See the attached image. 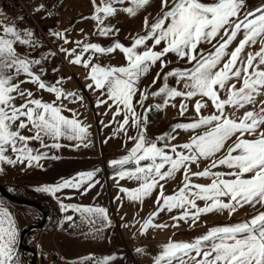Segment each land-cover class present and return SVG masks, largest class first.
Returning <instances> with one entry per match:
<instances>
[{"label":"snow or ice","instance_id":"6c2138e0","mask_svg":"<svg viewBox=\"0 0 264 264\" xmlns=\"http://www.w3.org/2000/svg\"><path fill=\"white\" fill-rule=\"evenodd\" d=\"M154 3L155 14L150 11ZM89 5V15L80 19L91 20L92 31L81 28L80 35L72 39L69 29H49L48 34L61 43L57 51L49 50L38 58L31 52L42 47L40 40L32 29L18 27L24 16L8 20L0 13V175H7L10 169L25 172L41 167L43 160L58 159L49 151L60 149L62 139L75 141L73 147L90 143L88 126L78 118V112L64 104L65 100L83 101L75 90L64 89L63 82L70 77L44 79V62L58 52L69 64L85 70L89 90L105 97L96 100L97 106L106 104L114 118L122 114L118 131L132 144L108 164L116 178L138 184L120 191L131 202L142 203L158 189L155 210L141 224L142 234L152 227L169 226L153 223L161 212L178 210L170 220L195 224L203 214L226 213L230 217L245 205L264 209V107H246L264 95V4L250 8L247 0H89ZM57 7L55 2L49 6L40 0L31 11L46 18ZM140 12L145 13L140 31L129 33L130 43L113 39L120 29L112 20L120 14L132 18ZM99 38H107L108 43L102 44ZM257 43L259 49L251 51ZM18 46L26 51L19 52ZM116 50L124 63H103ZM170 56L187 66L170 67L174 62ZM157 65L151 83L141 89L142 78ZM52 72L58 74L59 67ZM170 78L175 86L169 84ZM157 80L159 86L150 90ZM25 83L33 87H22ZM42 92L50 99L44 100L39 95ZM149 96L159 97L161 102L145 107ZM177 98L178 105L171 103ZM209 102L213 111L207 113ZM170 104L178 107L181 116L191 104L193 117L149 139L148 113ZM239 110L242 115L237 116ZM129 128L137 130L135 136L127 135ZM180 131L190 134L184 142L172 143ZM193 165L197 171H191ZM221 168L227 171L216 170ZM96 171L78 172L57 183L37 186L35 191L56 199L61 211L80 213L82 219L102 217L106 222L105 209L65 204L57 196L63 189L88 191L96 183ZM177 173L182 176L180 186L164 195L165 183ZM194 178L209 183H197ZM18 249L19 229L0 202V264H21ZM136 252L141 254L143 249ZM110 259L105 257L96 264H107ZM152 264H264V210L255 211L246 220L211 226L190 241L169 240Z\"/></svg>","mask_w":264,"mask_h":264},{"label":"crops","instance_id":"0c3cea01","mask_svg":"<svg viewBox=\"0 0 264 264\" xmlns=\"http://www.w3.org/2000/svg\"><path fill=\"white\" fill-rule=\"evenodd\" d=\"M262 1L264 0H247V3L250 8H253L260 6ZM45 2L49 6L54 2L59 5L54 10L53 15L61 28L69 29L72 39H76L80 35L78 30L81 28L85 32L92 31L93 22L88 19H80L81 16L89 15V0H45ZM150 11L155 14V3ZM144 14V12H140L132 18L124 14L118 15L112 20V23L120 29V32L113 39H119L121 43L128 45L130 43L129 33L140 31ZM73 28L77 31L72 32ZM92 39L96 40L97 38L93 37ZM99 42L106 45L108 39L99 38ZM67 46L70 47V45ZM204 47L207 48L208 46L204 45ZM230 47H234V44ZM61 56L62 60L67 63L70 73H75L76 77L81 80V76L85 75L84 69L69 64L67 59L63 55ZM169 58L173 59V63H183V61H175L172 56ZM103 63L120 65L124 61L122 54L119 50H116L110 54V57L104 58ZM156 70H158V66L157 69L155 66L150 74L142 78L141 89L151 83L152 75L155 74ZM70 85L73 86L70 79H65L63 82L64 89L71 91ZM72 90L79 93V88L76 90L74 87ZM84 93L88 96L96 94L99 97L98 99H105V97L99 95V92L84 91ZM138 98V95L134 97V101ZM64 104L67 108L78 112V118L88 126V141L90 143L87 147L83 145L73 147L75 141L62 139L60 149H52L49 152V155H55L58 159H46L44 165H42L45 167L35 169L36 173H33L32 176L38 177V172H40L45 175V179L35 181V186L30 188L35 197L30 199L47 203L54 210L49 228L46 231L31 234L26 242L27 247L36 249V251L42 250L43 255L52 259L55 256L58 257L60 264H80V262L82 264H96L97 261H102L105 257H112L107 261V264H152L153 257L161 250V246L169 240L190 241L194 237L203 234L214 223L223 219L224 216L222 215L215 217L214 213H209L204 216L203 220H197L195 224L190 220L188 223L183 221L173 222L170 220V216L178 211L174 210L173 213L158 214L153 220L154 224L163 223L169 225L168 227H152L142 234L140 232L141 224L150 216L151 203L155 200L158 189L153 190L152 195L146 197L142 203L131 202L120 191L122 187L135 188L138 184V181L116 178L113 168L108 164L109 160L124 154L126 146L130 147L132 144V141L127 140L124 132L118 131L117 121L121 119L122 114L114 118L111 115L112 109H108L106 104L103 103L99 106L96 104L91 106L78 101V103L71 105V100H65ZM64 115L69 116L70 113L65 112ZM136 131V129L129 128L127 135L135 136ZM93 170H98L93 178L96 183L88 191L81 193L72 189H63L57 196L65 204L92 207L89 204L96 203L93 207L105 209L108 216L106 222L101 217V222L98 224L88 223L89 219L92 218L82 219L80 213L71 210L61 211L56 199L48 194L35 191L37 186L54 184L61 178H68L78 172ZM167 183L164 185V195H166ZM12 186L15 190L16 185L12 184ZM21 195L20 197L26 198L24 193ZM42 198L45 202L40 200ZM69 215L73 217L71 221L64 219ZM48 217H50L49 211ZM17 222L18 229L28 224L25 222V224L19 226ZM173 223H176L177 226H171ZM199 224L202 225L199 226ZM137 248L143 249V253L138 254L136 252ZM18 255L21 264H24L19 252ZM89 257L93 259H88Z\"/></svg>","mask_w":264,"mask_h":264},{"label":"rangeland","instance_id":"374dc122","mask_svg":"<svg viewBox=\"0 0 264 264\" xmlns=\"http://www.w3.org/2000/svg\"><path fill=\"white\" fill-rule=\"evenodd\" d=\"M5 2H6V5H3V1L0 0V13H3V16H6L8 18V20H12L13 17L23 15L24 20L18 22V27H20V28L28 27V28L32 29L34 31L37 39L40 40L42 47L31 52L32 56H35L38 58L41 54L46 53L49 50L57 51V46L61 42L57 41L54 37H51L48 34V30L49 29H53V30L61 29L62 30L64 28H61L59 26V23L56 21V18L54 15H51L52 19H51L50 23H44L43 14L37 13V14L33 15V19H34V22H33L32 19L30 18V16L26 12V10H28L30 8L32 0H5ZM39 2H40V0H39ZM262 4H264V1H262ZM0 19H3V17H0ZM71 46L72 45H70V47ZM258 49H259V44H256V45L252 46L251 51L255 52ZM17 50L21 53H24L26 51V49L23 46H18ZM247 50L248 49H246V51ZM43 66L45 68V75H44L45 80L52 81L56 78L57 75L70 77L68 79H70V83L73 84V86L70 85V87H71L70 90H72V88H74V87L76 90H77V88H79V94L81 96H83L82 103H84L85 105L87 104V105H91V106H92V104H96V100L99 98L98 96H96V94L94 96H90V95L88 96V95H86V93H84V91L85 92L86 91L87 92L88 91L93 92L85 86L88 82L85 80L84 74L81 76L82 78L80 80L76 77L75 73H70V70L68 69L67 63L62 60L61 54H59L57 52V55L54 58L46 60L44 62ZM157 66H156V69H157ZM186 66L187 65H185L184 63H173L172 65H170V67H186ZM54 67H59V73L58 74L52 72V68H54ZM34 71H35V69H34ZM165 71H167V69H165ZM83 72H85V70H83ZM20 79H23V76H21ZM68 79H66V80H68ZM160 83H161V81L157 80V83L155 85H152L150 90L158 87ZM169 84L175 86V82L172 78L169 79ZM22 87L31 89L33 86L31 84L25 83L22 85ZM39 95H41L44 100L50 99V95L46 92L39 93ZM159 102H161L159 97H157L156 99H152L149 96V98L145 102L144 106L147 107L150 104H155V103H159ZM76 103H78V101L77 102L71 101V105H74ZM171 103H175L178 105L179 104V98L172 101ZM246 107L249 109H251L253 107L256 109H258L259 107H264V95L257 96L256 100H255V104L247 105ZM212 111H213V109L211 107V103L209 102L207 113H210ZM242 111L243 110L237 111L236 115L237 116L242 115ZM95 114H96V111H95ZM148 117H149L150 123L147 127V137L149 139H155V137L158 135L164 134L166 132H170L171 127L175 123L187 122V120H190L193 117V109L191 107V104H189L188 110L184 113V116H181V115H179L178 107L174 108L170 104L169 106L163 108L160 111H155V110L150 111L148 113ZM189 134L190 133H185L183 131H180L176 140L172 141V143L184 142L187 139ZM231 142H232V140H229L227 143L230 144ZM43 163H45V160H43L41 162V165H44ZM41 167H45V166H41ZM200 167L202 169L204 167V163H202ZM36 168L37 167H33L29 170H26L25 172H20L18 169L17 170H11L10 169L8 171L7 175H0V185H3L6 188H8L7 189L8 192L13 194V195L18 194V193H21V194L24 193V195H26V198H28V199L34 198L35 195L31 193L30 188L35 186L36 180L40 181V180L45 179V175H42L40 172H38V177L32 176L33 173H36V171H35ZM41 169H43V168H41ZM197 170L198 169L194 165L191 166V171L194 172ZM216 170L227 171V169H223V168L216 169ZM181 180H182L181 174L177 173L175 178H173L172 180H170L167 183L166 195L172 194L176 189H178V187L180 186ZM21 181H23V182H21ZM194 182L201 183V184L209 183V181L205 178H198V179L194 178ZM12 184L16 185L15 190L13 189ZM10 188L13 190L9 191ZM30 200H32V199H30ZM40 200L45 202L43 200V198ZM0 202H2L7 207V210L12 214L15 221L16 222L18 221L17 223L19 226L25 224V222L28 224H25L24 226H27V225H30L32 223H36V222L40 221V214L32 208L13 204V203L3 199L1 196H0ZM197 203L200 204L201 206L203 205V201H197ZM41 204L45 207V209L47 208L46 209L47 212L48 211L50 212V217L47 216L46 223L42 229L37 230V231H32L29 234H27V236L25 237V240H24V245L26 247L28 246L26 242L28 241V237L31 234L37 233L40 231H46V229L49 228L48 226L51 223L50 221L52 220L51 218L53 216V210L54 209L51 208V206L48 205L47 203H41ZM95 204L96 203H92L89 205H92V207H93V205H95ZM151 205H152L151 206V212H152L155 210V204L151 203ZM257 210H264V209L260 208L259 205H256L255 209H252L248 205H245L242 209H238L230 217L226 213H224V214L214 213L215 217H217L219 215H222L224 217H223V219H220L219 222L214 223L213 226L222 225V224H229V223L238 222L241 220H246L249 218V215L255 214V211H257ZM173 212H174V210H173ZM167 213L168 212H161L160 215H164ZM204 216H206V214L201 215L199 219L203 220ZM92 219L95 220V222H94L95 224H98L99 222H101V217H93ZM88 223H90V222L88 221ZM200 225H202V224H199V226ZM23 227H21V228H23ZM20 229H19V231H20ZM28 248H30V247H28ZM35 251H36V249H35ZM41 251L42 250L36 251V264H60L58 257L55 256L53 258L54 260L51 261L52 258L47 257L46 255H43ZM25 258H26V260L29 261L30 255L25 254ZM23 263L25 264L24 259H23Z\"/></svg>","mask_w":264,"mask_h":264},{"label":"water","instance_id":"95a60500","mask_svg":"<svg viewBox=\"0 0 264 264\" xmlns=\"http://www.w3.org/2000/svg\"><path fill=\"white\" fill-rule=\"evenodd\" d=\"M0 196L3 199H5V200H7L13 204L32 208L40 214V221L39 222L24 226L19 231V249H18L19 253L21 254L22 258L24 259L25 264H36V251H35V249L26 247L24 245V240H25V237L27 236V234H29L30 232L40 230L44 227L46 220H47V216H48L47 210L45 209V207L41 203H39L37 201L30 200V199L20 197V196H15V195L9 193L7 188L3 185H0ZM25 254L30 255L29 261L26 260Z\"/></svg>","mask_w":264,"mask_h":264},{"label":"built area","instance_id":"2783aa9c","mask_svg":"<svg viewBox=\"0 0 264 264\" xmlns=\"http://www.w3.org/2000/svg\"><path fill=\"white\" fill-rule=\"evenodd\" d=\"M38 2H39V0H32L30 8L28 10H26L27 14L30 16V18L32 19L33 22H34V19H33V14H32L31 8H32L33 4L38 3ZM51 19H52V16H48L46 18L44 17V23H50Z\"/></svg>","mask_w":264,"mask_h":264},{"label":"trees","instance_id":"16d2710c","mask_svg":"<svg viewBox=\"0 0 264 264\" xmlns=\"http://www.w3.org/2000/svg\"><path fill=\"white\" fill-rule=\"evenodd\" d=\"M2 1H3V5H6L5 0H2ZM14 195H16V196H22L21 194H14Z\"/></svg>","mask_w":264,"mask_h":264},{"label":"bare ground","instance_id":"6f19581e","mask_svg":"<svg viewBox=\"0 0 264 264\" xmlns=\"http://www.w3.org/2000/svg\"><path fill=\"white\" fill-rule=\"evenodd\" d=\"M54 259H52L51 261H53Z\"/></svg>","mask_w":264,"mask_h":264}]
</instances>
